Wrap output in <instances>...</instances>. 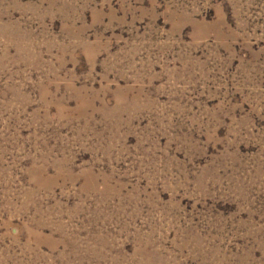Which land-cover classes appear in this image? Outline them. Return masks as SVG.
I'll use <instances>...</instances> for the list:
<instances>
[{
    "label": "rangeland",
    "instance_id": "rangeland-1",
    "mask_svg": "<svg viewBox=\"0 0 264 264\" xmlns=\"http://www.w3.org/2000/svg\"><path fill=\"white\" fill-rule=\"evenodd\" d=\"M0 264H264V0H0Z\"/></svg>",
    "mask_w": 264,
    "mask_h": 264
}]
</instances>
